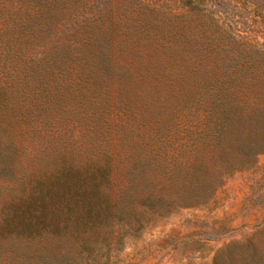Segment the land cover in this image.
<instances>
[{"label":"rangeland","instance_id":"obj_1","mask_svg":"<svg viewBox=\"0 0 264 264\" xmlns=\"http://www.w3.org/2000/svg\"><path fill=\"white\" fill-rule=\"evenodd\" d=\"M219 1L0 0V264H264V0Z\"/></svg>","mask_w":264,"mask_h":264},{"label":"trees","instance_id":"obj_2","mask_svg":"<svg viewBox=\"0 0 264 264\" xmlns=\"http://www.w3.org/2000/svg\"><path fill=\"white\" fill-rule=\"evenodd\" d=\"M42 0H5V3L10 5H4L1 7V11L11 13V11H15V13H19L21 15L23 12L26 15H31V13L36 12L39 13L48 6L49 0L43 1L41 5L32 8L34 2H40ZM116 0H50V3L55 2L58 7L59 4L63 3L65 6H72L75 11H81L84 15L90 16L89 20L92 17L97 19L105 20L106 18L111 19L113 16L114 10H116L114 6V2ZM144 2L145 0H141ZM219 0H151V5L156 7V9H162L168 12H182L186 16H198V17H208L210 18L214 26L217 30L222 33V35H226L227 29L223 27L222 23L216 19V17H220V14L223 15L220 11V14H216V9L220 7ZM11 6V7H10ZM45 6V7H44ZM119 8V7H118ZM223 17V16H221ZM226 17V16H224ZM222 24V25H221ZM221 36L220 38H222ZM239 40L243 41V37L236 35L233 36L230 41L235 43H241ZM223 41V39H221ZM246 47L257 48L252 44V41H243ZM259 57L264 59V52L256 50Z\"/></svg>","mask_w":264,"mask_h":264}]
</instances>
